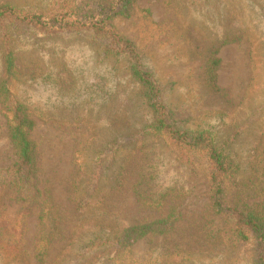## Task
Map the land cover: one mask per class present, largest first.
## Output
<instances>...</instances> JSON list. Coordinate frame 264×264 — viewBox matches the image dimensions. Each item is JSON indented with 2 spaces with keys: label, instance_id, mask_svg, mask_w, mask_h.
<instances>
[{
  "label": "rangeland",
  "instance_id": "rangeland-1",
  "mask_svg": "<svg viewBox=\"0 0 264 264\" xmlns=\"http://www.w3.org/2000/svg\"><path fill=\"white\" fill-rule=\"evenodd\" d=\"M38 1L0 0V4L9 2L28 10ZM112 26L136 45L144 65L167 86V103L184 126L213 128L219 144L231 138L230 149L242 163L241 177H249V163L264 152V0H140L128 18L116 17ZM17 34L13 93L36 113L33 138L40 151V187L51 190L59 208L73 212L69 200L73 180L80 176L88 182L92 177L101 191L114 189L104 205L113 211L106 215L109 221L128 227L164 219L176 204L171 199L159 209L139 207L134 186L142 167H155L154 192L173 187L176 197L180 193L175 230L167 236H146L132 247L133 255L109 264H129L135 257L145 264H254V241L230 240L225 219L209 216L223 230L222 237L215 241L203 237L201 224L209 202L207 164L187 165L162 142L147 145L143 151L139 149L142 143L138 147L127 143L114 165L103 170L104 160L107 164L114 160V145L128 142L146 118L127 73V58L118 61L105 53L102 39L91 30L58 33L26 26ZM215 48L221 61L216 84L228 93L226 99L212 93L203 81L204 65ZM2 74L0 54V79ZM11 154L0 114V167ZM119 174L121 186L115 182ZM98 201L97 197L89 199L91 208L81 217L83 221L95 212L105 213L93 208ZM17 209L9 206L7 216L15 218ZM28 223L26 249L32 253L38 227L35 218ZM63 246L52 248L48 264L60 255H75V247L63 253ZM30 260L34 264L32 256ZM69 261L66 258L64 263Z\"/></svg>",
  "mask_w": 264,
  "mask_h": 264
},
{
  "label": "trees",
  "instance_id": "trees-1",
  "mask_svg": "<svg viewBox=\"0 0 264 264\" xmlns=\"http://www.w3.org/2000/svg\"><path fill=\"white\" fill-rule=\"evenodd\" d=\"M45 1L47 4L43 8L41 4ZM139 1L39 0L29 5L28 10L9 2L0 4V54L3 65L0 114L5 119V130L12 147L9 162L0 167V264H32L31 256L34 264H48L51 250L58 244H64L63 253L75 247V255H60L52 264H82L84 260V264H92L95 260L97 264H109L125 255H133L132 247L148 235H169L180 219V210L177 211L180 193L176 197L173 187L154 192L152 181L155 176L152 173L155 167L146 170L142 167L139 171L138 183L134 186L139 207L159 209L168 199L176 204L164 219L146 220L128 227L108 220L106 215L113 211L104 205L108 194L114 193V189L101 191L99 182L95 183L92 177L88 182L80 176L73 180L69 195L73 207L71 213L58 207L50 189H41L40 151L33 138L36 113L13 93L17 74L14 46L17 33L26 26H40L58 33L91 30L97 38L102 39L100 46L105 53L113 54L118 61L127 58V73L135 84V97L139 106L146 111V118L143 126L130 136L128 142L114 145V160L109 164L107 159L104 160L103 170L114 165L115 158L119 156L117 153L127 143H133L136 147L142 143L139 149L143 151L147 145L162 142L169 144L176 159L187 165L196 166L198 162L207 164L209 202L204 217L206 220L201 224L203 237L214 241L222 237L223 230L216 227L209 216L225 219L230 227L225 231L229 239L237 242L253 240L254 264H264V152L251 160L252 173L242 179V163L230 149L233 144L231 138L219 144L213 128L191 129L178 119L167 103V86L152 68L144 65L136 45L123 38L112 26L116 17L128 18ZM217 53L216 48L211 51L204 65L203 81L212 93L226 99L228 93L216 84V71L221 63L216 57ZM102 176L103 173L99 177ZM115 182L121 186L120 174L116 175ZM101 194L103 197H99ZM91 197L99 198L93 208L97 212L102 208L105 213L95 212L83 221L81 217L91 208ZM11 205L18 206L13 219L6 214ZM30 218L36 219L38 227L32 253L26 249L25 240ZM66 258H70L68 263H64ZM155 258H159L157 254ZM129 264L145 263L135 257L130 259Z\"/></svg>",
  "mask_w": 264,
  "mask_h": 264
}]
</instances>
